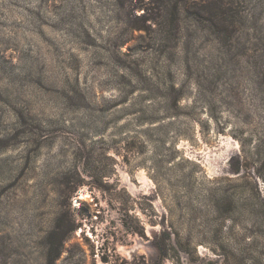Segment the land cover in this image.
Returning <instances> with one entry per match:
<instances>
[{"label": "rangeland", "instance_id": "obj_1", "mask_svg": "<svg viewBox=\"0 0 264 264\" xmlns=\"http://www.w3.org/2000/svg\"><path fill=\"white\" fill-rule=\"evenodd\" d=\"M234 246L264 264V0H0V264Z\"/></svg>", "mask_w": 264, "mask_h": 264}, {"label": "trees", "instance_id": "obj_2", "mask_svg": "<svg viewBox=\"0 0 264 264\" xmlns=\"http://www.w3.org/2000/svg\"><path fill=\"white\" fill-rule=\"evenodd\" d=\"M63 242H60L59 243V246H58V250H57V254L56 256L54 257V261L58 259V257L60 256V252H61V245H62ZM235 246H238L237 244ZM234 246V249H235V254H234V258L233 260H230L228 258V260H226V262L224 261V264H245L244 261H246V252H245V249L244 250H240V249H236ZM239 247V246H238Z\"/></svg>", "mask_w": 264, "mask_h": 264}]
</instances>
